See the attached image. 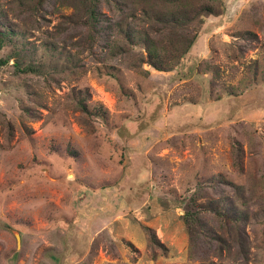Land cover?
I'll use <instances>...</instances> for the list:
<instances>
[{
	"label": "rangeland",
	"instance_id": "374dc122",
	"mask_svg": "<svg viewBox=\"0 0 264 264\" xmlns=\"http://www.w3.org/2000/svg\"><path fill=\"white\" fill-rule=\"evenodd\" d=\"M0 31V264H264V0H0Z\"/></svg>",
	"mask_w": 264,
	"mask_h": 264
},
{
	"label": "trees",
	"instance_id": "16d2710c",
	"mask_svg": "<svg viewBox=\"0 0 264 264\" xmlns=\"http://www.w3.org/2000/svg\"><path fill=\"white\" fill-rule=\"evenodd\" d=\"M206 12H208L210 14H214L213 8L211 6H206V7H202V8H199L198 10H196L194 15L195 16L196 15L200 16L201 20H203V18H204L203 16H204V14ZM3 32L4 31H0V51L3 48V41H4V39H3L4 38L3 37L4 33ZM193 44H194V41H190L188 46H187V48H186V50H185V52H188L191 49V47L193 46ZM151 56H153V55L151 54ZM8 62H9L8 59H0V70H1L2 67L6 66L8 64ZM159 62L160 61H158V60H155V61L152 60L151 65L154 66L155 68H157L160 71H168V70H170L167 67L165 68L164 65L159 63Z\"/></svg>",
	"mask_w": 264,
	"mask_h": 264
}]
</instances>
